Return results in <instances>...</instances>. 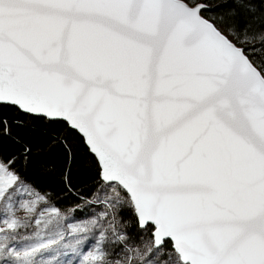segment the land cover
Instances as JSON below:
<instances>
[{
    "label": "snow or ice",
    "instance_id": "1",
    "mask_svg": "<svg viewBox=\"0 0 264 264\" xmlns=\"http://www.w3.org/2000/svg\"><path fill=\"white\" fill-rule=\"evenodd\" d=\"M0 264H264V0H0Z\"/></svg>",
    "mask_w": 264,
    "mask_h": 264
},
{
    "label": "trees",
    "instance_id": "2",
    "mask_svg": "<svg viewBox=\"0 0 264 264\" xmlns=\"http://www.w3.org/2000/svg\"><path fill=\"white\" fill-rule=\"evenodd\" d=\"M63 135V130L57 129ZM74 146L75 158L71 162V181L77 186L91 183L95 174L92 157L82 145L78 136H69ZM34 149L39 152L38 163H34L28 172V178L34 181L41 189L53 193L63 209L72 207V196L63 191L65 173V152L61 144L51 142L47 137L36 135ZM77 217L83 214L75 213Z\"/></svg>",
    "mask_w": 264,
    "mask_h": 264
},
{
    "label": "rangeland",
    "instance_id": "3",
    "mask_svg": "<svg viewBox=\"0 0 264 264\" xmlns=\"http://www.w3.org/2000/svg\"><path fill=\"white\" fill-rule=\"evenodd\" d=\"M137 239H139V237H137Z\"/></svg>",
    "mask_w": 264,
    "mask_h": 264
}]
</instances>
